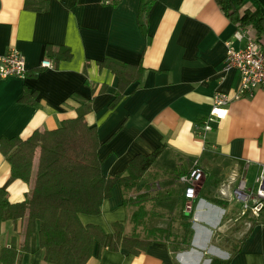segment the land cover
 <instances>
[{
	"label": "crops",
	"instance_id": "0c3cea01",
	"mask_svg": "<svg viewBox=\"0 0 264 264\" xmlns=\"http://www.w3.org/2000/svg\"><path fill=\"white\" fill-rule=\"evenodd\" d=\"M140 2L49 0L48 8L39 11L26 8L25 0H0V54L15 47L28 66L24 75L0 79V139H25L37 128H57L77 115L83 100L74 93L93 97V109L86 120L97 126L105 176L124 171L136 154L162 148L145 174L163 165L170 170L172 178L164 176L157 183L166 187L180 183L178 203L182 205L187 199L179 177L189 171L194 160L198 159L204 169L210 165L217 176L209 186L211 175L205 172L189 219L193 235L177 249L166 238L170 231L147 236L141 224L133 221L146 205L147 201L139 202L137 195L149 191L147 182L141 179L128 193L115 184L101 213H80L81 220L100 224L107 232L112 231V222L119 220L125 223L127 233L149 237L153 242L135 254L125 249L100 250L95 241L85 264H211L214 259H230L228 264H264V209L237 246L233 240L221 242L229 226L225 220L242 213L241 204L231 198L233 187L246 166L249 182L254 183L264 163V90L258 87L251 95L233 97L240 75L237 68L225 66L227 42L240 47L254 36L264 40V0H246L243 9H260V16L246 30H240L216 0H154L142 15L145 33L138 20ZM238 30L241 38L236 36ZM48 44L70 46L73 57L62 60L57 68L42 66ZM105 57L145 67L142 77L129 85L114 108L109 104L118 76L107 68L100 69L97 60ZM37 67L44 69L37 71ZM34 69L36 74H29ZM104 83L105 91L99 92ZM25 87L37 90V103L19 100ZM217 90L232 97L227 113L202 134L198 128L210 114ZM0 187L7 189L11 202L26 199L31 189L30 183L12 175L1 149ZM21 223V219L16 226L12 219L1 222L0 252L13 237L20 249L24 238ZM156 227L167 226L157 223ZM39 228L38 221L29 249L19 250L16 264H56L44 258Z\"/></svg>",
	"mask_w": 264,
	"mask_h": 264
},
{
	"label": "trees",
	"instance_id": "16d2710c",
	"mask_svg": "<svg viewBox=\"0 0 264 264\" xmlns=\"http://www.w3.org/2000/svg\"><path fill=\"white\" fill-rule=\"evenodd\" d=\"M118 0H111L117 3ZM224 13L236 23L240 30H246L260 16V9L244 8L246 0H216ZM154 0H141L139 6V23L146 32V20L142 15L151 8ZM49 0H25V7L33 10H46ZM47 57L53 60L57 68L62 60L73 57L68 45L48 44ZM100 69L107 68L118 76L115 96L109 104L114 108L126 95L129 85L140 79L145 71L141 64L120 61L112 57L97 60ZM88 61L84 66L87 73ZM37 71L44 67H37ZM36 69L29 74H36ZM28 73V72H27ZM89 84L88 78L86 79ZM106 84H102L99 92H104ZM83 102L77 107V115L62 121L54 129L37 128L27 137L14 136L0 139V149L11 165L14 177L21 178L31 184L26 199L11 202L7 189L0 187V226L5 219H12L17 225L21 219V231L24 234L20 249L28 250L30 238L37 230L39 221L40 245L44 249V258L56 264H85L91 257L95 241L100 250H128L139 253L153 242L149 237H142L125 231V223L112 222V231L107 232L102 225L83 223L80 213L98 214L102 211L103 201L110 197L115 184L119 183L124 190L137 185L142 176L153 165L162 152L157 148L150 153L136 154L124 171L105 176L102 173V159L98 150L101 142L96 125H89L86 115L92 111L93 97L86 98L78 93ZM20 101L37 103V90L25 87ZM149 191L137 195L146 198ZM185 205V200L183 201ZM191 211L181 213L184 231L171 238V225L161 228L170 231L166 238L173 248L177 249L190 242L193 235L190 218ZM264 222V215L261 219ZM175 240V241H174ZM16 238H12L9 246L1 248V264H16L19 250ZM230 259H214L211 264H228Z\"/></svg>",
	"mask_w": 264,
	"mask_h": 264
},
{
	"label": "built area",
	"instance_id": "2783aa9c",
	"mask_svg": "<svg viewBox=\"0 0 264 264\" xmlns=\"http://www.w3.org/2000/svg\"><path fill=\"white\" fill-rule=\"evenodd\" d=\"M236 36L241 38L242 32L238 30ZM227 44L225 66L237 68L240 75V85L233 97L251 95L258 87L264 90V40L254 36L249 38L244 46H235L231 40ZM41 65L53 67V60L45 57ZM27 71L25 56L19 49L11 47L6 53L0 54V79L11 75H24ZM231 98V95L225 91L217 90L214 93L211 112L198 128L202 134L212 129V122L215 119L226 115ZM247 168L246 166V171L241 174L238 183L233 187L231 198L241 204L242 214L248 213L250 216L258 217L264 209V163L253 184H250L247 177ZM204 176V167L196 159L189 171L179 177L184 184V195L187 199L185 210L188 212L192 211L193 201L198 194V185Z\"/></svg>",
	"mask_w": 264,
	"mask_h": 264
},
{
	"label": "rangeland",
	"instance_id": "374dc122",
	"mask_svg": "<svg viewBox=\"0 0 264 264\" xmlns=\"http://www.w3.org/2000/svg\"><path fill=\"white\" fill-rule=\"evenodd\" d=\"M186 162V161H185ZM163 164V163H162ZM187 165H185L186 168ZM160 167V166H157ZM181 166L175 171L176 174H179ZM207 168V169H206ZM204 169L207 175H211L209 180V186L211 183H214L216 180L217 173L210 166L207 165ZM165 171V172H164ZM171 171L165 170L164 165L161 168H154L147 174H144L141 179H144L146 187L149 190V194L146 198H139V202H146L145 207L142 206L141 211L137 213V216L133 218L134 222L140 223L143 227V234L152 235L158 232H162L161 228H157V223H162L163 226H167L169 223L172 225V234L170 239H179L175 238L174 235H181L184 231L182 225L181 213L185 210V205L178 203L180 199V183H175L172 186L166 187L165 183H157V180H162V177H171ZM251 172H249L250 177ZM248 177V174H247ZM139 180V182L141 181ZM156 180V183H151ZM182 183V182H181ZM183 184V183H182ZM250 184H253V181H250ZM256 186V184L254 185ZM127 193L129 189L125 190ZM180 202V201H179ZM131 204V202H129ZM178 207L176 210L173 208ZM162 208V209H161ZM242 209V208H240ZM236 212L240 214V210L236 208ZM237 213V215H238ZM248 214V213H247ZM247 214H240L237 218L225 220L229 225L226 234L221 238V242H232L233 246H237L242 238L247 234L253 222L257 219L256 217H250ZM144 236V235H143ZM175 241V240H174Z\"/></svg>",
	"mask_w": 264,
	"mask_h": 264
}]
</instances>
